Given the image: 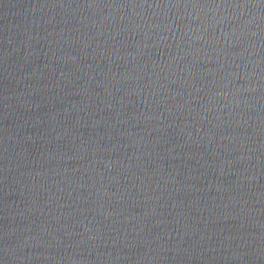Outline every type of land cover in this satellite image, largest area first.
<instances>
[{
	"label": "water",
	"instance_id": "95a60500",
	"mask_svg": "<svg viewBox=\"0 0 264 264\" xmlns=\"http://www.w3.org/2000/svg\"><path fill=\"white\" fill-rule=\"evenodd\" d=\"M0 264H264V0H0Z\"/></svg>",
	"mask_w": 264,
	"mask_h": 264
}]
</instances>
